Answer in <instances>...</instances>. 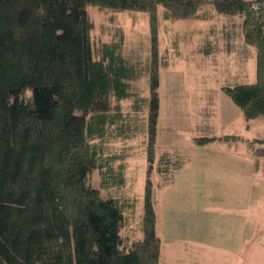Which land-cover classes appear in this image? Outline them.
<instances>
[{"label": "trees", "instance_id": "16d2710c", "mask_svg": "<svg viewBox=\"0 0 264 264\" xmlns=\"http://www.w3.org/2000/svg\"><path fill=\"white\" fill-rule=\"evenodd\" d=\"M89 6L150 13L154 41L158 6L166 19L211 21L216 36L239 28L256 51V77L224 90L247 122L264 118V0H0V264L160 263L153 198L191 157L155 147L161 112L156 47L144 104L132 86L141 72L127 62L123 43L95 48ZM218 16L225 19L216 29ZM210 49L207 40L198 52ZM134 100L136 113L149 109L146 154L157 176L155 190L151 177L147 182L140 235L127 231L135 203L124 193L129 155L108 143L104 148L119 122L113 112L126 129L139 130L138 116L130 124L123 110ZM95 170L101 190L92 186Z\"/></svg>", "mask_w": 264, "mask_h": 264}, {"label": "rangeland", "instance_id": "374dc122", "mask_svg": "<svg viewBox=\"0 0 264 264\" xmlns=\"http://www.w3.org/2000/svg\"><path fill=\"white\" fill-rule=\"evenodd\" d=\"M158 7L155 41L151 14L148 12L131 9H100L94 6H89L87 10L93 21L91 32L95 48L102 44L122 42V53L127 62L137 67L136 72H141L140 77L133 80L132 86L133 91L140 99H143L144 104L146 99L149 101L151 75L148 70L152 67L153 51L156 47L160 65L161 116L157 126L155 147H159L158 152L159 150L170 151L179 149L183 143V147L181 146L183 152L191 157V162L186 163V168L176 174L175 180L162 189L161 193L156 190L155 198H153L157 212L160 211L162 215L161 223L159 226L157 224V233L162 244V257L159 264H264V181L253 176L248 179V184L242 183L240 177L230 176L225 181H230L231 189H227L226 184L221 183L219 185L224 189L209 191L212 181L209 178L205 180L202 178L205 175L202 173L205 166L199 163V159L205 155L216 157L219 153L197 152L195 146L190 144L192 141L188 140V138L192 139L193 128L197 126V118L193 114L197 111L199 113L200 109L194 110L185 102L183 95L188 86L182 83H186L189 75L198 74V69L200 75L207 74L201 60L202 55L205 57L207 55L203 52L199 53L198 49L206 44L204 31L210 28L211 22L189 18L166 19L164 18L165 8ZM218 18L217 25L220 27L225 18L222 16ZM236 18L235 22L238 23L240 17ZM220 33L217 35L220 50H216L215 57L217 56L218 60L215 61L221 62L220 69L223 66L232 67L234 59H241L242 65L236 66L238 74L234 81L239 83L238 79L243 80L250 62L253 63L251 58L254 56V48L246 45L239 28L237 30L230 28L228 37ZM195 101H197L195 105H199L197 97ZM219 101L220 105L216 108L219 118L218 126L216 121L209 122V126L212 127H206L205 123L199 124L202 131H209L214 127L223 129L224 121L232 125L243 120L240 109L235 111L237 105L229 95L224 94ZM136 102L138 101L125 102L123 110L127 112L128 115L125 118L129 119L130 124L138 116L139 130L135 131L138 133L135 134L132 130L126 129L120 122L124 118L113 112L116 114L113 117L114 120L119 122L113 126L111 134L115 132V135L104 143L106 144L104 148L110 144L114 152L129 155L124 193L135 203L131 202L133 209L128 216L127 231L140 235L139 221L145 214L147 182L151 177L154 188L153 182L155 184L157 176L153 170H149L150 165L146 154L149 109L146 107L145 110L136 113L137 110L133 108ZM259 119L264 118L259 117ZM124 134H131L133 137L127 140L122 137ZM254 135H258L256 130L248 133V137L252 138ZM263 138V136L260 137V139ZM257 144L256 140L250 139L248 145V149L249 147L252 149L250 161L229 157L222 160L216 159L212 161L213 164L208 167V170L221 175L227 167L235 171L244 170L246 173L247 168H250L249 173H255L253 168L256 166V161L259 162L257 157L261 158L264 155V143ZM241 147L244 148V144H238L237 150ZM253 152L257 154L255 160ZM261 153L262 155L259 156L258 154ZM262 160L264 162V159H261V162ZM248 162H251L250 167ZM195 180H198L196 186ZM219 181L223 179L219 178ZM100 184V173L95 170L92 175V186L101 190ZM196 190H200L197 197ZM110 193L112 190H109ZM119 193L116 191L113 195L116 196ZM166 212L168 214L173 212L168 220Z\"/></svg>", "mask_w": 264, "mask_h": 264}, {"label": "crops", "instance_id": "0c3cea01", "mask_svg": "<svg viewBox=\"0 0 264 264\" xmlns=\"http://www.w3.org/2000/svg\"><path fill=\"white\" fill-rule=\"evenodd\" d=\"M211 28L212 27L208 28L207 31L205 29L204 31L205 43L207 42V40L211 41V49H210L211 52L208 55L206 54L207 55L206 57L204 55L201 56V60L203 61V66L205 67L206 69L205 71L207 72V74L200 75L199 73L200 71L198 69V74L189 75L187 77L186 83H182V85L186 84L188 86V89L185 91L183 95L185 102H187L194 110L200 109L199 113L197 111L196 113L193 114V116H196L197 118V124H196L197 126L196 128H193L194 133L192 131V134H193L192 139L188 138L189 141H192V143L190 144H193L195 146L197 152H207L208 154L219 153V155L216 157L214 156L209 157L208 155H205L204 157H200L199 159V163H202L205 166V169L202 171V173L205 175H203L204 177L202 178L204 180L205 178L211 179L212 182L210 183V187H209L210 189L208 190L214 191L217 189H224L220 187L219 184L221 183H225L226 188L231 189L230 181L229 180L225 181V179H228V177L230 176L240 177L242 183H248L247 182L248 179L253 176L254 177L257 176L260 181H264V168H263L264 165L263 166L261 165L263 161L261 162L259 160L261 158L255 156L254 154H252L254 160L256 159V157L259 160V162L256 161V166H254L253 168V170H255V173L253 172L249 173L250 168H247L248 172L246 173L244 172V170L235 171L231 169L230 167H227V170L223 172L221 175L215 174L214 172L211 173L208 170V167L213 164L212 161H216V159L222 160L223 158L227 159L229 157L232 159L241 158V159H247V161H250V155H251L250 151L252 150L250 149V147L248 149V145L250 144V139H254L259 145H263V143L261 142L259 143L258 141L260 140L261 136L264 137V119L247 122L245 117L243 116L242 111L240 110L243 116V120L237 121L236 123H233L232 125H229L227 121H224L222 124L223 129L214 127L211 130L209 129V131H202V129L199 128L200 127L199 124L203 125V123H205L206 127H212L211 125L209 126V122H214V121H216L217 126H218L219 118L217 117L218 114L216 113V108L218 105H220L219 100L223 97L224 94H226L224 87L235 86L238 84H242L243 82H246V81H253L256 77L255 76L256 75V70H255L256 51L255 50H254V56H252L251 58L253 63L250 62V65L248 69L246 70V73L244 74L243 80L238 79L240 80L239 83H235L234 81L238 74V69H236V66L240 67L242 65L241 59L239 58L234 59V61L231 64L232 67L228 68V67L223 66L222 68L219 69V65L221 64V62L219 63L215 61V60H218L217 56L215 57V54L217 53L216 50H220L219 49L220 44L218 42L219 38H217V36L214 35L210 31ZM215 28L218 29L221 27H215ZM220 34H222V32ZM229 70L231 71V74ZM241 73L243 72L241 71ZM196 97L199 100V105H195L197 102L195 101ZM235 111H239V108L237 106L235 107ZM236 114L238 113L236 112ZM254 130H256V134L258 135L257 136L254 135V137L252 138L251 136L248 137V133L253 132ZM222 131H224V133H222ZM203 136H207L213 139V141L207 144H204V145H197L196 142L193 141L194 138L203 137ZM230 137H235V138H230ZM238 144H241V145L244 144V148L241 147L240 149L241 151L237 150ZM182 145L183 143L181 144V146ZM253 145L256 146V144H253ZM181 146L179 147V149H182ZM234 151H237V152H234ZM258 155L261 156L262 153ZM250 165H251V162H248L249 167ZM219 178H222L223 181L220 182ZM259 180L257 181L258 183H259ZM197 181L198 180L194 181L195 186L197 185ZM199 191L200 190L198 191L196 190L195 192L196 197ZM227 193H228V190H227ZM166 215H167V220H168V217L170 218V215H173V212H171L170 214L166 212ZM161 216L162 215L160 214V211H158V221H159L158 226L161 223L160 221Z\"/></svg>", "mask_w": 264, "mask_h": 264}]
</instances>
